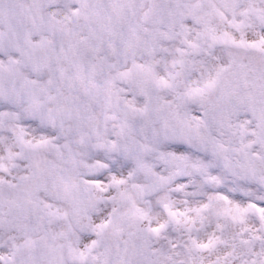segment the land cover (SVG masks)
<instances>
[{"label": "snow or ice", "instance_id": "6c2138e0", "mask_svg": "<svg viewBox=\"0 0 264 264\" xmlns=\"http://www.w3.org/2000/svg\"><path fill=\"white\" fill-rule=\"evenodd\" d=\"M0 264H264V0H0Z\"/></svg>", "mask_w": 264, "mask_h": 264}]
</instances>
